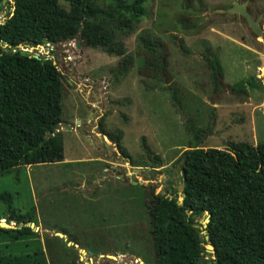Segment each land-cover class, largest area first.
I'll return each instance as SVG.
<instances>
[{
  "label": "rangeland",
  "instance_id": "obj_1",
  "mask_svg": "<svg viewBox=\"0 0 264 264\" xmlns=\"http://www.w3.org/2000/svg\"><path fill=\"white\" fill-rule=\"evenodd\" d=\"M92 1L104 9L109 5ZM237 2L247 3L263 35L226 12L231 0H147L134 33L119 37L132 57L124 75L117 73L121 57L78 39L24 48L52 60L60 72L63 161L0 170V194H11L16 212L33 209L35 221L33 236L0 231V255L41 250L47 264H154L145 204L151 192L171 196V188L180 185L178 163L189 143L203 150L264 143V0ZM59 4L68 10L66 0ZM8 11L5 3L0 22ZM140 34L161 43L166 84L140 73ZM205 44L222 67L218 90L201 55ZM237 83L243 87L232 89ZM198 129L204 133H195ZM118 131L120 146L138 167L102 134ZM9 219L0 201V228H14ZM205 254L207 259L210 253Z\"/></svg>",
  "mask_w": 264,
  "mask_h": 264
},
{
  "label": "trees",
  "instance_id": "obj_2",
  "mask_svg": "<svg viewBox=\"0 0 264 264\" xmlns=\"http://www.w3.org/2000/svg\"><path fill=\"white\" fill-rule=\"evenodd\" d=\"M2 1L0 8L5 5ZM108 1L104 9L92 0H66L65 10L59 0H12V4L7 0L9 11L0 24V170L63 161L62 136L55 133L62 115L60 72L52 60L22 55L20 48L78 39L85 47L121 57L118 75L128 71L132 57L119 37L134 33L146 15L147 0ZM137 41L144 58L140 73L166 84L161 43L149 34L138 35ZM205 45L201 55L218 90L222 67ZM240 87L237 83L232 89ZM165 89L179 102L173 87ZM102 134L115 140L131 167H138L120 146L119 131ZM188 148L178 163L182 191L171 188V196L151 192L145 204L154 264H264V143H230L225 150H203L190 142ZM152 161L160 163L157 156ZM0 201L15 224L0 231L14 232L17 238L33 236L34 210L16 212L8 192L0 194ZM206 245L212 251L207 259ZM0 264L47 261L41 250H35L0 255Z\"/></svg>",
  "mask_w": 264,
  "mask_h": 264
},
{
  "label": "water",
  "instance_id": "obj_3",
  "mask_svg": "<svg viewBox=\"0 0 264 264\" xmlns=\"http://www.w3.org/2000/svg\"><path fill=\"white\" fill-rule=\"evenodd\" d=\"M7 2V0H3L2 1V4H5ZM232 2V6L226 10V12L228 13H231V14H237L239 15L241 18H243L246 23H247V26L249 27V29L254 33L256 34L257 36H261L263 35V30L259 24V19L257 20H252L251 18V15L250 13L248 12V9H247V3H243V4H239L237 2V0H231ZM219 12H224L222 10H220ZM79 43L77 44V46L79 47ZM20 53L22 55H29L30 53L27 51V50H24V49H21L20 50ZM59 132L58 129L55 130V133ZM135 172H137L138 170L137 169H133ZM182 188H183V185L180 184L178 187H177V190L178 192H181L182 191ZM209 217H207L204 221H203V225L204 227L206 226V224L208 223ZM9 220H12V218L10 217ZM4 223V222H3ZM4 226H7V225H4ZM33 226V225H32ZM31 226V227H32ZM197 227V226H195ZM207 253H211L212 251L211 250H205ZM81 254L83 255L84 252H81Z\"/></svg>",
  "mask_w": 264,
  "mask_h": 264
},
{
  "label": "built area",
  "instance_id": "obj_4",
  "mask_svg": "<svg viewBox=\"0 0 264 264\" xmlns=\"http://www.w3.org/2000/svg\"><path fill=\"white\" fill-rule=\"evenodd\" d=\"M4 21V20H3ZM2 22H0V24H1ZM58 44H60V43H58ZM47 45H50V44H47Z\"/></svg>",
  "mask_w": 264,
  "mask_h": 264
}]
</instances>
